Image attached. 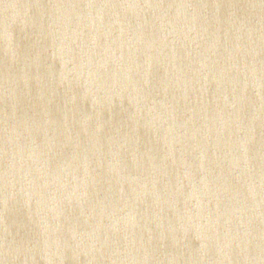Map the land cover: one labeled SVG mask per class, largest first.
I'll list each match as a JSON object with an SVG mask.
<instances>
[{
  "label": "water",
  "instance_id": "95a60500",
  "mask_svg": "<svg viewBox=\"0 0 264 264\" xmlns=\"http://www.w3.org/2000/svg\"><path fill=\"white\" fill-rule=\"evenodd\" d=\"M0 264H264V0H0Z\"/></svg>",
  "mask_w": 264,
  "mask_h": 264
}]
</instances>
